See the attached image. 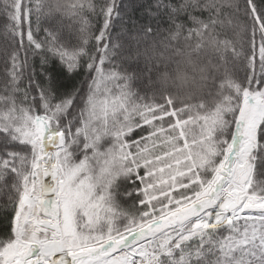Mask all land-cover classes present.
I'll list each match as a JSON object with an SVG mask.
<instances>
[{
    "label": "snow or ice",
    "instance_id": "1",
    "mask_svg": "<svg viewBox=\"0 0 264 264\" xmlns=\"http://www.w3.org/2000/svg\"><path fill=\"white\" fill-rule=\"evenodd\" d=\"M0 264H264V0H0Z\"/></svg>",
    "mask_w": 264,
    "mask_h": 264
},
{
    "label": "trees",
    "instance_id": "2",
    "mask_svg": "<svg viewBox=\"0 0 264 264\" xmlns=\"http://www.w3.org/2000/svg\"><path fill=\"white\" fill-rule=\"evenodd\" d=\"M145 84H147V81H146V80L143 82V84L140 85V88H141L142 91L145 90V89H144V85H145Z\"/></svg>",
    "mask_w": 264,
    "mask_h": 264
}]
</instances>
